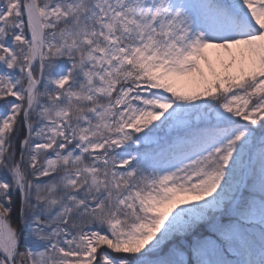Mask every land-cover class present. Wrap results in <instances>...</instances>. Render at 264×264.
Listing matches in <instances>:
<instances>
[{
  "label": "snow or ice",
  "instance_id": "1",
  "mask_svg": "<svg viewBox=\"0 0 264 264\" xmlns=\"http://www.w3.org/2000/svg\"><path fill=\"white\" fill-rule=\"evenodd\" d=\"M0 264H264V0H0Z\"/></svg>",
  "mask_w": 264,
  "mask_h": 264
}]
</instances>
